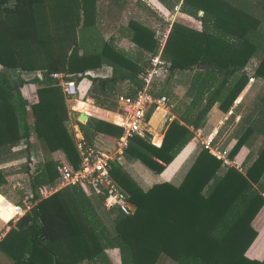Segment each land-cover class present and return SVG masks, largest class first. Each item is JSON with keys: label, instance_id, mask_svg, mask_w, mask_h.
Instances as JSON below:
<instances>
[{"label": "trees", "instance_id": "obj_1", "mask_svg": "<svg viewBox=\"0 0 264 264\" xmlns=\"http://www.w3.org/2000/svg\"><path fill=\"white\" fill-rule=\"evenodd\" d=\"M11 1L13 6L7 7ZM49 1L55 36L48 34L41 20L39 25L32 21L33 26H15L45 9L46 0H0V164L20 142L29 153L31 142L37 141L46 160L35 164L28 160L26 166L36 199L40 188L55 184L59 169H75L81 161L66 126L63 92L49 74L65 73L76 84L86 78L103 95L114 93L121 77L130 84L128 97H134L141 87L137 63L112 44L101 41L93 51L79 53L76 30L80 28L82 40L90 38L97 0ZM161 1L171 13L180 5V13L202 24L197 31L175 22L163 52L172 73L195 72L188 91L191 101L182 112H172L176 118L159 148L151 144V135L136 136L124 158L137 160L159 175L173 171L172 179L144 191L121 166H113L111 178L127 194L135 213L126 216L118 208L106 210L103 198L97 196L108 224L79 188L63 189L39 200L0 240V264H111L106 254L109 249L119 250L121 264H158L161 256L177 264H264V259L253 258L264 247V227L258 232L252 226L264 207V145L243 173L225 168L194 135L204 130L206 114L215 104L222 114L229 113L252 78L250 74L264 81V2L257 3V9L244 0ZM128 27L135 46L156 52L155 30L137 20H130ZM65 48L67 52L61 53ZM253 60L258 62L249 74L246 69ZM104 65L113 69L112 78L86 75ZM38 72L44 74L42 81L32 74ZM28 85L35 90L26 100L22 91ZM252 94L248 91L244 101ZM92 99L100 106L95 96ZM90 108L75 104V111L87 116L92 115ZM164 113L154 115V128ZM111 121L120 124L117 116ZM235 124L230 159L254 136L264 141V89ZM79 127L89 142L98 135L119 138L123 132L94 118ZM160 139L157 134L155 141ZM5 183L0 169V186ZM3 202L0 197V217L7 222L14 213ZM110 257L119 264L117 253Z\"/></svg>", "mask_w": 264, "mask_h": 264}, {"label": "rangeland", "instance_id": "obj_2", "mask_svg": "<svg viewBox=\"0 0 264 264\" xmlns=\"http://www.w3.org/2000/svg\"><path fill=\"white\" fill-rule=\"evenodd\" d=\"M264 2V0H244L246 4H253V6H256L257 9H260V4H257L259 2ZM182 3V0H181ZM180 3V4H181ZM14 4V1H11L8 3L7 7H12ZM46 6L45 9H39L36 11V13L33 16H29L21 21V25H15V26H29L31 25L32 21L34 22H40L46 23L47 26V32L50 36H55V22L53 21V12L50 11V4L51 2L49 0H46L45 2ZM97 12L95 15V24L93 26V30L89 33V39L82 40V33H80V28L76 30L77 39L80 42V50L79 53L82 54L87 51H93V48L98 45L101 41L107 42L109 44H112L114 47H117V49H120L124 51L127 55L134 57L133 60L136 61L139 70H141V73L148 69L150 66V60L153 57V55L158 51L160 48V41L163 39V36H168L172 30V25L177 22L179 24H182L186 27H189L191 29L201 31L202 30V24L199 20L195 18H191L189 16H186L178 10V12H169L168 7L165 3H163L161 0H120L117 3H112L110 0H97ZM180 6V5H179ZM179 6H176V8ZM39 15V17H38ZM202 13L199 14V17H202ZM41 20V21H40ZM130 20H137L142 22L143 24H146L151 30H155V39L157 41V49L154 54H150L147 52H144L140 50L137 46H135L131 41V34L130 29L128 27V23ZM33 26V24L31 25ZM45 26V25H42ZM167 41V40H166ZM120 45L123 47L119 48ZM163 47V43L161 44ZM166 43L164 45V48L162 52H164ZM161 47V48H162ZM68 48L63 52L64 54L67 52ZM164 53H162V58L167 62V64L170 67V63L164 58ZM260 54V53H259ZM258 61L253 60L251 63L252 65L250 67H247L246 71L250 74V71L252 70V67L256 65ZM104 72V70H103ZM105 76V75H101ZM195 76V72L192 71L190 73L187 72H174L169 75V77H160L158 79V88L161 93V95H165L170 99V103L173 105V108L171 109V113L182 112L185 108H187L188 103L191 101L190 98H188V91L191 86L192 77ZM250 76L253 78V75L250 74ZM191 78V81L189 79ZM78 89V96L76 98V102L82 103L83 100L86 97L92 98V96H95L100 103V107L103 108H110L113 111L118 110V106L116 104V96L123 95L127 96V88L130 84L128 82H118L115 89L116 91L114 93H107V95H103L97 86L91 85V87L86 88L83 84H76ZM83 85V86H82ZM247 87L249 88L248 91H252L253 94L248 96L246 98L245 103L239 106L238 110L234 109L233 115L230 117V121L227 123V125H220L221 129H219L218 134L215 133L217 136L216 141L211 145V148L214 149L217 144H221V141L224 136L227 138V140L224 141V147H229L233 141H231L230 138H232L237 130V127H235V122H237L239 119V115L241 114V117L244 116V113L248 107L251 106V104L256 100V97L261 89H264V81L261 82H251L248 81ZM34 86L28 85L26 86L22 93L26 100H29L32 98V95L34 93ZM245 90V89H244ZM243 90V91H244ZM242 91V92H243ZM247 91V93H248ZM83 98V99H81ZM69 102V107L72 106V104L75 102L73 100L67 99ZM237 101V100H236ZM233 104V106L236 104ZM75 102V103H76ZM95 102V101H94ZM84 104V103H83ZM96 104V102H95ZM116 104V108H113V105ZM97 105V104H96ZM215 106V105H214ZM213 106V107H214ZM206 114V123L209 121H213L214 125L213 128L216 126L215 121L218 120V118L222 117L223 115L219 109H214L211 114V110ZM104 110V109H103ZM107 110V109H106ZM214 114V115H213ZM218 118H216V117ZM237 120V121H235ZM165 120L162 121V123L159 125V127H153L151 125V130L149 134L154 133H160L163 134V127L165 126ZM226 124V123H225ZM224 126V127H222ZM75 133V128H74ZM155 135V134H154ZM194 135L197 137V139L202 142L200 135L197 134V132H194ZM79 138V137H78ZM151 141L157 143V141L152 140ZM228 141V142H227ZM207 144V140L205 141ZM205 144V145H206ZM113 145H104L103 152H110L113 149ZM204 145V146H205ZM264 145V141L262 140V137H258L257 135L251 138V140L248 141V143L242 148V150L239 152V154L230 160L231 166H224L225 168H234L242 170L244 173L246 167V164L254 158L255 152L259 151ZM39 144L37 141H32V144L29 149V153L26 152V145L24 142H20L17 146L11 148L9 155L2 157V162L0 164V167L2 168L3 173L8 179L7 187L9 192L14 195L9 197V200L12 202H15V196H20L21 198H24L28 194L32 192V188L29 181L28 173L26 172V166L28 160L31 162V164L44 162L46 160V156L44 155V152L40 150ZM221 149V148H220ZM229 149V148H227ZM210 150V149H209ZM211 151V150H210ZM253 152V153H252ZM124 162L123 169L126 171V173L130 176L132 181L142 190L146 191L155 183V180L158 181L159 174H156L149 170L147 167H145L141 162L137 160L128 161L126 158ZM124 161V160H123ZM238 163H237V162ZM153 178V179H152ZM171 180V179H169ZM264 182V179H263ZM49 186H46L45 188L42 187L38 190L37 194L39 196V200L43 198L41 192L44 189H48ZM93 203V206L95 208V211L98 213L97 215L103 220V222H106L108 224V221L106 220V215L104 214L102 206L97 202L96 198L98 197L94 195L93 193L88 196ZM264 209V208H263ZM263 214L260 215L254 220L252 223V226H254V229L256 231L259 230L264 225V219L262 218L264 216ZM262 216V217H261ZM14 226L13 222L9 224H4L3 228L1 229V232L6 230V228H12ZM114 253V252H109ZM118 255V252H116ZM1 259V257H0ZM111 264H114L111 260V257L109 258ZM119 260V256H118ZM3 264V263H1ZM87 264H93L91 262H88ZM121 264V263H119ZM158 264H177L176 262H173L172 260L168 259L166 256H161L158 260Z\"/></svg>", "mask_w": 264, "mask_h": 264}, {"label": "built area", "instance_id": "obj_3", "mask_svg": "<svg viewBox=\"0 0 264 264\" xmlns=\"http://www.w3.org/2000/svg\"><path fill=\"white\" fill-rule=\"evenodd\" d=\"M179 9L180 6L179 8L175 7L174 11L178 12ZM166 40L167 36H163V39L160 41V48L150 60L149 68L138 76L141 87L137 91V94L134 97L123 95L116 97L118 110L115 112V116H118L120 124L117 125L123 132L114 150L108 153H99L88 148L84 143L79 128L75 127V133L71 135L81 161L75 169L69 170L66 167L59 169L55 184L49 186L48 189L42 190V199H46L63 189L76 187L81 189L86 196H90L93 193L96 196L102 197L103 206L106 210L118 208L126 216L135 213V206L129 201L127 194L113 181L110 172L113 166H122L125 151L129 146L130 140L135 136L144 138L149 133L152 119L158 111L165 112L162 121L165 119L168 122L172 121L167 116L173 106L170 103V99L165 95H161L158 88V79L160 77H169L171 74L169 65L162 58V50L167 42ZM162 43L163 47L161 45ZM34 75L41 81L44 79L43 73L38 72ZM49 78L58 82L66 99L76 100L78 96L77 85L69 75L65 73H52L49 74ZM250 80L251 82H261V80L254 78ZM84 101L89 104L91 102L88 98L84 99ZM75 102L72 105V109H74L77 103ZM201 144L204 146L206 143L201 142ZM210 145H212V142H207V146L205 145L204 147L210 149L223 162L224 166H231V159L229 158L228 152L221 151L217 147L212 149ZM237 170L242 172V170ZM38 202L39 196L36 199V194L33 192L25 196L22 206L13 207L14 216L12 222L16 223L18 219L35 208ZM9 230L10 228H6V230L0 232V240Z\"/></svg>", "mask_w": 264, "mask_h": 264}, {"label": "crops", "instance_id": "obj_4", "mask_svg": "<svg viewBox=\"0 0 264 264\" xmlns=\"http://www.w3.org/2000/svg\"><path fill=\"white\" fill-rule=\"evenodd\" d=\"M122 46L120 45V47L119 48H121ZM115 48H117V47H115ZM123 48V47H122ZM140 49V48H139ZM118 50H120V49H118ZM141 50V49H140ZM120 52H122V53H124L129 59H131L132 61H134V62H136L135 60H133L134 59V57H131V56H129V55H127L124 51H122V50H120ZM103 70H104V72H103ZM33 75L35 74V73H32ZM113 69L110 67V66H107V65H104V66H102L100 69H97V70H93V71H90V72H88L86 75L87 76H90V77H92V78H99V79H110V78H112V76H113ZM141 74V73H140ZM139 74V75H140ZM101 75H105L104 77L103 76H101ZM125 75H127V74H125ZM138 75V76H139ZM189 79H190V81H191V78L189 77ZM118 82H127V80L126 79H124L123 77H121L119 80H118ZM80 84H83L86 88H88L89 89V87H91V85H92V83L91 82H89V81H87V79L85 78V79H83L81 82H80ZM82 85V86H83ZM249 90V88L248 87H246V89L241 93V95H240V97L237 99V101H236V104L232 107V109L229 111V113L227 114V115H223L222 117H220V118H218V117H216V118H218V120L217 121H215V122H217L216 123V126L213 128V125H214V123H213V121L211 120V121H209V122H207V124H206V126H205V128H204V130L203 131H201V132H199V133H197L198 135H200V137H201V140H202V143H205V141L207 140V142H212V144L216 141V135H215V133H217L218 134V132H219V129H221V127H220V125H227V123L230 121V117L233 115V112H234V109L235 110H238V108L237 107H239V106H241L242 104H244L245 103V101H244V97L246 96V94H247V91ZM64 95V94H63ZM118 96H120V95H118ZM117 97V96H116ZM64 98H65V103H66V107H67V111H68V120H67V122H66V126H67V128H68V130H69V132H70V134H72V133H74V128L75 127H78L79 128V130H80V127H79V123H78V121H77V118L81 115V113H79V112H77V111H75V106H74V109H72L73 108V106H71V107H69V102H68V100L66 99V97L64 96ZM86 98H88L91 102H90V104L89 103H87L86 101H84L83 100V102L82 103H84V104H86V105H88V106H90L91 108H90V111H91V113H92V115H90V116H88L89 118H88V120L90 119V118H94V119H97V120H101V121H105V122H108V123H110V124H112V125H115V126H118L117 124H115L114 122H112L111 121V118H112V116H115L116 114H115V111H109V110H106V109H104V108H101L100 106H98V105H96L95 104V102H94V99H92V98H90V97H86ZM85 98V99H86ZM81 99H83V98H81ZM171 102V101H170ZM237 104H239V106L237 105ZM73 105V104H72ZM172 105V104H171ZM188 105H189V103H188ZM173 106V105H172ZM104 109V110H103ZM214 109H216V110H218V104H215V106L213 107V109L211 110V114H212V111L214 110ZM109 114V117H111L110 119L109 118H107V115ZM214 115V114H213ZM118 117V116H117ZM167 118H171L172 119V121L173 120H175V116L171 113V112H169V115L167 116ZM239 118H241V114L239 115V117L237 118V119H239ZM171 121V122H172ZM235 121H237V120H235ZM88 122V121H87ZM171 122H168V120H166L165 119V126L163 127V134H160V133H157V134H159L162 138L160 139V140H157V143H155V142H153L155 145H157V146H160V145H162V142H163V139H164V134H165V132H166V130H167V128H168V126L170 125V123ZM162 123V121L160 122V124ZM226 123V124H225ZM159 124V125H160ZM85 125V124H84ZM152 125V124H151ZM224 126H222V127H224ZM151 127V126H150ZM150 130H151V128H150ZM150 130H149V133H150ZM80 132H81V130H80ZM149 133H147V134H149ZM154 134H155V137H154ZM154 134H149V135H151L152 136V140H153V138L156 140V138H157V134L156 133H154ZM146 136V135H145ZM214 137L212 140H210L211 139V137ZM82 137H83V139H84V143L86 144V146L88 147V148H90V149H92V150H94L95 152H99V153H108V152H103L104 151V149H103V146L104 145H112V144H114L113 145V149L110 151V152H112L113 150H114V148H115V146H116V144H117V141H118V139L119 138H113V137H108V136H104V135H98L96 138H94L92 141H87V140H85V138H84V136H83V134H82ZM136 137V136H135ZM138 137H140V136H138ZM226 136H224L223 137V139H222V141H221V144L219 145V144H217V142H216V147L219 149V150H221V151H227L228 152V154H229V152H230V150L233 148V146H234V144H235V141L233 140V143H231L230 145H229V147H227V148H229V149H227L226 147H224V141L225 140H227V138H225ZM141 138H143V137H141ZM31 144H32V142H31ZM151 144H152V141H151ZM206 146H207V144H206ZM211 146V145H210ZM40 147V146H39ZM38 147V148H39ZM221 148V149H220ZM41 150V149H40ZM242 150V149H241ZM124 162H125V159H124V161H123V164H122V168L124 167ZM237 162V161H236ZM40 163V162H39ZM238 163V162H237ZM35 164V163H34ZM0 169L2 170V168L0 167ZM3 172V171H2ZM3 175H4V177H5V180H6V183L4 184V185H2V186H0V197L4 200V202L2 203V206L5 208V209H9V207H11V211L13 212V207H15V206H22V202H23V200H24V198H21L20 196H15L16 198H15V202H12V201H10L9 200V197H11V196H14V195H12L10 192H9V190H8V188L9 187H7L8 185H7V183H8V179H7V177L5 176V174L3 173ZM174 175V172L173 171H171V172H168V173H163V174H161V175H159V179H158V181H156L155 180V183L153 184V185H155V184H159V183H163V182H165V181H168L169 179H172V176ZM153 179V178H152ZM152 185V186H153ZM152 186H150V187H152ZM264 208V207H263ZM261 209V211L259 212V214L257 215V217L254 219L255 221H256V219L258 218V217H260V215L261 214H263V212H264V209ZM14 215V214H13ZM262 216H264V215H262ZM261 216V217H262ZM22 218V217H21ZM20 218V219H21ZM12 219L13 218H11L9 221H5L4 219H2L1 217H0V221L2 222V225H1V223H0V226H1V229L3 228V226H4V224L6 225V224H9V223H11L12 222ZM264 219V217L262 218V220ZM19 220V219H18ZM18 220H17V222H18ZM16 222V223H17ZM16 223L15 222H13V224H14V226L16 225ZM13 226V227H14ZM254 227V226H253ZM262 227H264V225L262 226ZM261 227V228H262ZM261 228H259V230H258V232L261 230ZM7 233V232H6ZM109 252H118V256H119V263H121V261H120V254H119V250L118 249H109V250H106V254H107V256H108V258H110V254H109ZM255 256H253V258L254 259H256V260H259V261H262L263 259H264V247H263V249L262 248H259L258 250H256L255 251V254H254ZM3 264H7V263H3Z\"/></svg>", "mask_w": 264, "mask_h": 264}, {"label": "water", "instance_id": "obj_5", "mask_svg": "<svg viewBox=\"0 0 264 264\" xmlns=\"http://www.w3.org/2000/svg\"><path fill=\"white\" fill-rule=\"evenodd\" d=\"M88 116L87 115H84V114H81L78 118H77V121H78V123L79 124H82V125H84V124H86L87 123V121H88ZM154 137H155V135H154ZM161 137V136H160ZM162 138V137H161ZM153 140H154V138H153ZM152 145H154L155 147H157V148H159L160 146H157V145H155L154 143H153V141H152Z\"/></svg>", "mask_w": 264, "mask_h": 264}, {"label": "bare ground", "instance_id": "obj_6", "mask_svg": "<svg viewBox=\"0 0 264 264\" xmlns=\"http://www.w3.org/2000/svg\"><path fill=\"white\" fill-rule=\"evenodd\" d=\"M85 115V114H84Z\"/></svg>", "mask_w": 264, "mask_h": 264}]
</instances>
